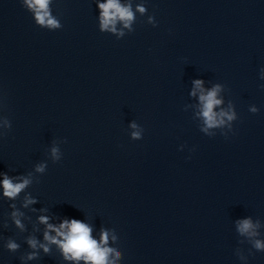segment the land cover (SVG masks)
<instances>
[{
  "label": "clouds",
  "instance_id": "1",
  "mask_svg": "<svg viewBox=\"0 0 264 264\" xmlns=\"http://www.w3.org/2000/svg\"><path fill=\"white\" fill-rule=\"evenodd\" d=\"M49 4L50 0H22V6H26L28 10L34 12L37 24L45 26L50 30L57 29L60 27V23L54 16L51 15ZM98 7L100 9L101 31L116 33L117 21L122 22L124 28H130V24L134 19V14L131 11L130 6L122 5L119 0H106L105 3H100ZM138 11L143 14L145 12V8L138 7ZM119 35L122 36L123 32H119ZM193 85L194 90L191 94L195 96L196 90H199L201 93L199 96L201 104L199 115L202 117L204 123L202 131L208 132V129L224 126L226 122H231L236 119V113L231 109V107L227 111H214V108L222 104V100L217 98L218 93L221 91V86L219 84L215 85L206 92L203 88L202 80H194ZM250 111L256 112L257 109L252 107ZM131 127L135 129L137 125L133 123L131 124ZM131 135L134 139H138L141 134L139 131H134ZM51 157L54 162L60 160V153L57 147L51 148ZM45 167L46 165L40 164L36 167V171L43 172ZM0 183H2L3 195L8 198H15L31 183V181L28 178H21V182L14 183L7 174H4V179ZM34 202L35 201L32 199H27L25 206ZM19 215L20 213L17 212L12 214L16 226L23 228L21 221L17 218ZM39 220L42 224L47 226V230L44 233V239L49 243L57 244L64 253L65 259L76 261L83 259L85 264H115V261L109 260V254L113 253L115 250L108 247H102V245L107 244L109 239L107 231H102L100 242H97L91 235L90 226L81 220L65 219L58 227L48 223L49 218L47 216H40ZM257 227L258 225L253 224L251 219L237 221V231L241 235H246L249 238H253L258 235L256 232ZM50 231L56 232V236L49 235ZM113 239H115V237H113ZM28 244L33 249L37 247V241L34 239H29ZM253 246L257 250L264 251V241L255 239L253 241ZM7 247L9 250L15 251L19 246L14 242L9 241ZM40 247L43 248L46 253L49 251L46 245H40ZM115 254L116 257L119 258L120 253L116 252ZM34 256L35 253H32L28 258L32 259Z\"/></svg>",
  "mask_w": 264,
  "mask_h": 264
}]
</instances>
